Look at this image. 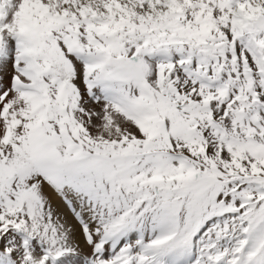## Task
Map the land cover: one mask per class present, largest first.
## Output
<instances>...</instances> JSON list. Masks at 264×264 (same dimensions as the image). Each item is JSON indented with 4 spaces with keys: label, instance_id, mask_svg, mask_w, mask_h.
Listing matches in <instances>:
<instances>
[{
    "label": "snow or ice",
    "instance_id": "snow-or-ice-1",
    "mask_svg": "<svg viewBox=\"0 0 264 264\" xmlns=\"http://www.w3.org/2000/svg\"><path fill=\"white\" fill-rule=\"evenodd\" d=\"M0 264H264V0H0Z\"/></svg>",
    "mask_w": 264,
    "mask_h": 264
}]
</instances>
